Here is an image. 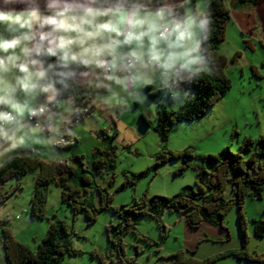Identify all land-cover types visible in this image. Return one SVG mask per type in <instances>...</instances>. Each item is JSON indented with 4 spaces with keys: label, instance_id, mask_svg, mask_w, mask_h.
<instances>
[{
    "label": "rangeland",
    "instance_id": "obj_1",
    "mask_svg": "<svg viewBox=\"0 0 264 264\" xmlns=\"http://www.w3.org/2000/svg\"><path fill=\"white\" fill-rule=\"evenodd\" d=\"M195 5L206 8V0H195ZM240 41V47L247 50V55L236 63L229 58L226 63L225 72L230 79L229 90L214 105L207 109V113L201 118L190 122L180 121L174 125L169 133L168 139L163 141L152 125H146L139 114L147 115L151 124L155 123L156 110L161 106L167 109H178L183 104L185 98L192 96L189 89L181 94L174 89L170 82L169 90L160 91L159 96L147 97L140 100L138 105H134L135 100L128 98L127 106L123 91L120 93V102H104L109 95L107 91L100 95H93V111L82 120L65 124L61 128L62 137L65 143L50 144L42 146L34 145L38 157L48 162H57L69 158L72 155L82 156L83 163L87 169L91 170L92 180L86 193H78V198L89 205H99V194L94 184L106 185L112 195L111 204L115 207L130 205L134 199H140L146 195H169L178 193L187 185H194L196 171L199 167L188 166L180 170L181 158L169 159L157 166L156 170H150L145 177L139 178L134 185L123 186L121 183L125 174L142 171L150 167L159 158L157 153L163 149L178 153L189 149L194 156L208 153H217L224 147H229L230 151L239 150V143L243 137L252 139L264 135V49L257 44L255 51H251ZM246 44V43H245ZM234 56V55H233ZM232 56V58H233ZM248 61L256 64L261 77L254 71L255 67L248 65ZM254 68V69H253ZM256 70V69H255ZM177 82V78L174 80ZM166 86L168 87V85ZM172 88V89H171ZM194 93V92H193ZM181 98V99H180ZM68 102V99H63ZM69 103V102H68ZM210 110V111H209ZM68 116V113H65ZM70 119V117H69ZM107 131L112 136V144L115 155L113 168L104 167L99 170L93 169L92 151L95 148H104V140L97 132ZM72 132V135L67 134ZM45 137H52L53 134L44 132ZM67 143V144H66ZM64 146H60L63 145ZM66 144V145H65ZM32 151L18 150L15 154H32ZM197 159H190L191 164L198 163ZM199 160V159H198ZM200 162V161H199ZM38 169H33L24 174L19 181L21 187L10 192L7 200L0 203V253L5 257L3 251V228H7L16 240L30 248H37L44 234H46L49 222L63 220L68 227L70 234L65 236L66 242L74 247L75 254L62 256L63 264H99L96 256L105 250H110L111 244L107 238V227L111 223H116L119 216L111 209L102 210L97 219L88 222L87 217L80 212L75 213L67 204L62 201V187L50 182L47 189V201L45 204V216L36 218L30 213L31 194L34 189L35 175ZM80 171L73 175V181L79 183ZM16 179L11 178L4 183V189L10 191L16 184ZM229 185L225 189V197L232 196ZM237 205H232L226 210L222 226L227 228L228 234L223 231L222 235H211L210 240L196 242V246L185 247L184 237L186 228L183 218L177 212H164L159 226L154 217L141 215L135 217L137 233L128 231L123 234L124 253L126 256H133L138 263L144 264H168L167 257L179 250L184 256H191L201 260L208 256L240 249L241 233L237 219ZM264 190L261 199L246 197L243 204V213L246 218V252L255 257L256 260L248 261L235 256H225L216 264H264V237H257L253 232L254 217L264 215ZM219 227V226H218ZM209 231V232H208ZM206 231L210 233V230ZM161 233H164L162 242L157 245L154 241H160ZM141 236H148L150 243ZM214 236V237H213ZM188 248V249H186ZM193 250V251H192Z\"/></svg>",
    "mask_w": 264,
    "mask_h": 264
},
{
    "label": "clouds",
    "instance_id": "obj_2",
    "mask_svg": "<svg viewBox=\"0 0 264 264\" xmlns=\"http://www.w3.org/2000/svg\"><path fill=\"white\" fill-rule=\"evenodd\" d=\"M208 27L192 0H0V161L65 143L73 109L59 98L79 94L78 77L119 103L117 89L206 70Z\"/></svg>",
    "mask_w": 264,
    "mask_h": 264
},
{
    "label": "trees",
    "instance_id": "obj_3",
    "mask_svg": "<svg viewBox=\"0 0 264 264\" xmlns=\"http://www.w3.org/2000/svg\"><path fill=\"white\" fill-rule=\"evenodd\" d=\"M192 0V5H194ZM226 0H206L205 11L209 17V27L201 31V40L207 36L201 45V54L210 65V71H202L199 74L186 78V74H181L180 81L188 89L192 90L193 95L185 100L178 109H167L164 106L157 111L155 123L152 125L149 117L140 113L141 120L146 125H152L158 136L166 141L174 125L180 121H190L202 118L208 108L215 104L227 90L231 83L225 72L228 59L219 53L218 46L224 40L226 21L231 16L230 8ZM256 1V0H253ZM239 56L237 52L232 60ZM254 69V68H253ZM255 71V69H254ZM82 87L79 94L69 100L71 93H67L59 99H68L73 109L70 116L71 122L83 120L92 110L90 105L91 98L96 91L80 83ZM154 92L149 93L153 95ZM79 109V111H75ZM87 109V111L85 110ZM104 140V148H95L92 151V168L99 170L104 167L113 168L115 155L112 144V136L107 131L97 132ZM67 144V143H66ZM65 144V145H66ZM60 146H64L60 145ZM159 160L147 169L125 174L121 187L134 185L135 182L145 177L150 170H156L160 163L167 160L181 158L180 170L188 166L199 167L196 171L194 185H187L178 193L169 195H146L140 199H134L133 203L117 207L111 204L112 193L106 185L94 184L99 194V205H89L81 201L78 193H86L88 186L93 182L91 170L87 169L83 163L82 156L75 154L69 158L57 162L44 161L36 154H17L12 159L0 163V203H4L10 192L19 189L21 182L19 179L33 169H38L35 175L34 189L31 194L30 213L36 218L45 216V204L47 201V189L50 182L63 188L61 191L62 201L67 204L75 213H83L87 221L96 220L99 213L104 209H111L119 216L116 223H111L107 227V238L111 244L110 250H105L98 258L99 264H144L138 263L133 256H126L122 236L128 231L137 233L135 217L138 215H149L154 217L159 226L165 211L177 212L183 215L187 227H199L202 223L208 222L213 226H219L227 234V228L222 226L226 210L236 204L238 226L241 233L240 249H232L216 255H211L201 260L191 256H184L179 250L167 257L168 264H216L217 261L225 256H235L239 259L248 261L256 260L255 257L246 252L245 244L247 239L246 218L243 213V204L246 197L261 198L264 190V135L256 139L243 137L239 143V150L232 152L230 148L224 147L215 153L194 156L189 149H184L178 153L163 149L157 153ZM197 159L198 163L191 164L190 159ZM199 159V160H198ZM200 161V162H199ZM80 171L79 183L73 181V175ZM15 178L16 184L10 191L4 189V183ZM229 185L232 190L231 197H225V189ZM264 212V210H263ZM0 221H3L0 219ZM253 232L257 237H264V215L252 218ZM7 228H3V251L7 264H63L62 256L75 254L77 250L65 240V236L70 234L67 225L63 220L49 222L46 234L38 243L37 248L20 243L13 238ZM160 241H154L159 245L162 242L164 233H161ZM146 242L151 240L148 236H141Z\"/></svg>",
    "mask_w": 264,
    "mask_h": 264
},
{
    "label": "crops",
    "instance_id": "obj_4",
    "mask_svg": "<svg viewBox=\"0 0 264 264\" xmlns=\"http://www.w3.org/2000/svg\"><path fill=\"white\" fill-rule=\"evenodd\" d=\"M169 2L175 3V2H178V0H169ZM225 2L230 8L231 16H229L228 20L226 21L225 37H224V40L221 42V44L218 46L219 53L224 55L228 59V61H229V58H231L237 52H239V56L240 58H242L243 55L245 54L247 55L248 53H247L246 47L245 48L240 47V41L245 42L246 44L244 43V45H246L247 48L250 49L251 51H255L257 44L261 46L262 49H264V0H256V1L226 0ZM17 7H20V6H17ZM204 10H205V7H204ZM240 58L235 59L231 62L236 63L240 60ZM204 60L206 62V70L204 71L208 72L210 71L211 68L208 62L206 61V59ZM261 61H264V56L262 57ZM247 64L255 67L256 69L255 71L256 73H258L257 77H261L260 72H258L257 67L255 66L256 64L250 61H248ZM77 79L83 85L87 86L90 89L95 90L96 91L95 95L97 94L100 95V93L106 91L103 88L95 89L94 87H89L87 84V78L78 77ZM167 82L168 81H164L163 78H160L156 84H152V85L139 86V87H133L129 85L128 90L123 91L124 93L122 95L125 99V103H123L122 105L127 106L126 103H128V100H127L128 98L135 100L133 104L136 106L138 105V103H140V100L144 101L146 100L147 97L148 98L153 97L154 95L159 96L160 91L170 89V86H169L170 82L168 84ZM166 84L168 85V87L166 86ZM171 84H172V87L174 88V89L172 88L171 89L178 90L181 92V94L184 90L189 91V89L186 86H184V84H182V82L180 81V77L177 78V82L171 80ZM151 92H154L153 95H149V93ZM191 92L193 94L192 90ZM188 97H191V96L188 95ZM185 100L187 99L185 98ZM93 102L94 100H92L91 98V102H89V104L93 105ZM93 108H94V105H93ZM158 110L159 108H157L156 113ZM205 113H207V110ZM155 121H156V118H155ZM31 153H36V152H31ZM1 162L2 161H0V163ZM179 215H180L179 216L180 219L183 218L184 225L186 228V236L184 237V241L186 245L185 247L191 248V247L196 246V242L198 241H199L198 243H200V241L210 240L209 238L211 235L216 236V235L223 234V231L218 229L220 227L213 226L212 224L208 222H204L199 227H195V228L187 227L185 224V219L183 215L181 214ZM162 216L164 217V213ZM208 230H210V233L206 232ZM6 262H7L6 258L4 257L3 254L1 256V253H0V264H7Z\"/></svg>",
    "mask_w": 264,
    "mask_h": 264
},
{
    "label": "built area",
    "instance_id": "obj_5",
    "mask_svg": "<svg viewBox=\"0 0 264 264\" xmlns=\"http://www.w3.org/2000/svg\"><path fill=\"white\" fill-rule=\"evenodd\" d=\"M85 110L87 111V109H85ZM62 140H63V141H65V139H64V138H62Z\"/></svg>",
    "mask_w": 264,
    "mask_h": 264
}]
</instances>
